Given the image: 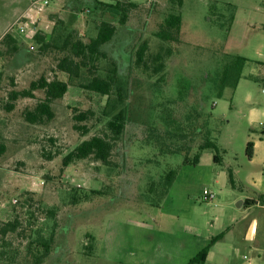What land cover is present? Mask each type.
<instances>
[{"label":"rangeland","instance_id":"obj_1","mask_svg":"<svg viewBox=\"0 0 264 264\" xmlns=\"http://www.w3.org/2000/svg\"><path fill=\"white\" fill-rule=\"evenodd\" d=\"M13 1L17 0H0V12L2 3ZM132 1L142 8L134 10L127 26H119L113 41L103 47L117 62L120 78L130 92V121L124 141L114 155L123 171L115 179L107 167L90 160L76 162L63 175L60 173L63 157L83 139L99 134L106 125V119L99 123L94 120L89 123L90 126L96 123L91 134L81 137L73 129L70 107L92 109L99 116L107 97L71 86L66 96L54 105L56 119L45 126L30 125L21 116L22 110L35 100L19 101L12 112L5 109L11 90L25 89L45 73L52 77L50 71L57 53L42 52L31 40L32 34L22 36L10 31L15 22L13 16L0 21V42L11 32L24 48L12 56L0 57V140L7 146V152L0 157V227L13 220L15 210L25 220L30 218L22 203L23 194L32 192L44 205L60 208L56 245L44 264H135L138 222L155 228L147 251L152 259L159 255L160 235L167 229L198 235L196 240L201 242V238L230 227L225 239L214 248L210 264H264V253L259 257L250 251L248 244L237 240L246 222L254 217L264 220L260 210L239 206L241 199L249 195L250 177L264 172V138L260 126L264 123V0H182L181 42L173 44L174 54L166 61L168 81L161 87L156 85L157 77H148L136 66L134 53L142 40H148L150 54L169 47L153 34L169 10L170 0ZM51 2V8L66 5L65 0ZM230 4L235 7V19L227 31L217 20L228 19ZM149 8L151 13L147 11ZM66 11L64 16L55 18L47 13L39 30L51 39L55 35L52 25L48 26L52 17L54 27L58 23L57 32L64 26L66 33L77 32L87 42L96 35V26L102 18L117 24L120 17L113 10H107L103 17L94 9L71 7ZM227 56H241L248 61L237 88L227 87L218 97L214 80ZM148 72L151 74V70ZM59 77L66 80L63 74ZM186 81L191 87L188 101L174 109L181 116L190 106L200 103L203 111L211 114L212 139L225 150L221 152L222 164L214 163V153L210 150L203 153L198 168L185 163L180 154L156 159L157 150L142 143L146 126L160 119L158 115L163 113L166 101L177 99ZM250 141L256 144L253 162L247 154ZM56 152L60 154L47 159ZM173 169L177 171L175 190L186 191L187 196L175 200L171 209L161 197L164 180L160 175ZM229 169L233 171L234 182ZM153 185L158 190L154 194L149 189ZM72 186L105 189L108 194L71 207L68 193ZM204 191L213 192L217 197L215 202H205ZM35 224L47 233L53 222L39 216ZM5 240L8 243L2 247L0 236V255L6 252L4 259L0 257V264H31L26 258L25 242L13 234ZM244 254L249 256L248 260Z\"/></svg>","mask_w":264,"mask_h":264},{"label":"trees","instance_id":"obj_2","mask_svg":"<svg viewBox=\"0 0 264 264\" xmlns=\"http://www.w3.org/2000/svg\"><path fill=\"white\" fill-rule=\"evenodd\" d=\"M171 6L165 17L157 24L154 36L169 47L155 54H150L148 40H142L139 44L134 57L136 56V66L144 70L148 77H157L156 85L161 87L168 81L166 61L174 54L173 44L181 42L183 18L179 13L182 6V0H170ZM155 2L151 3L153 7ZM142 8L139 3L132 0H114L112 3L97 2L93 7L94 11H100L101 17L107 10L117 11L120 14L118 23L104 20L103 18L97 24V33L89 41L80 38L77 32H68L63 26L58 31V23L53 28L51 39L44 33L38 32L33 35L31 40L39 45L42 52L54 54V66L50 73L42 74L39 78L31 81L30 85L22 90H11L8 94V101L5 109L12 112L16 109L17 103L21 100H35L32 105L26 106L22 110V118L30 125L45 126L56 119L54 105L57 101L62 100L69 91L71 86L96 93L102 97H107V102L101 110L99 116L92 109L80 110L77 107H70L72 112V122L74 131L81 137H87L91 134L92 128L102 119H106V125L99 134H94L89 138L83 139L73 150L67 153L62 160L60 173L63 175L66 168L79 161H94L102 164L109 169L110 173L117 178L122 174V164L114 160V155L118 150L120 143L124 141L127 125L130 121L129 99L130 92L122 79L120 78L117 62L103 50V47L112 42L115 38L119 26H127L130 21L131 13L134 10ZM93 9H89L92 11ZM230 15L226 21L217 20L221 26L229 31L234 22L235 7L229 5ZM147 11L151 13L149 8ZM60 25V24H59ZM63 32V33H61ZM59 39V40H58ZM61 41V42H60ZM60 42V43H59ZM23 45L8 32L0 42V57L6 55L12 56L22 51ZM227 61L221 71L217 72L215 89L218 97L223 95L227 87L236 89L240 80L243 78V70L247 59L241 56H227ZM104 63V64H103ZM151 70V74H149ZM59 74L66 76V80L59 77ZM184 82V81H183ZM160 90V89H159ZM191 90L190 84H182L179 90V97L175 100L166 101L163 113L158 117V121L148 124L144 131L142 143L154 147L158 156L176 155L183 156L185 163L198 165L205 151L210 150L214 153V163L222 164L223 157L221 152H225L212 139L209 128L210 113H205L200 107L190 106V108L181 116L177 115L176 107L179 103L188 101V93ZM41 93L42 96H38ZM202 101V99H201ZM96 120V123L90 126V122ZM262 138H264V129H262ZM254 142L247 144V154L249 158L254 156ZM7 152L6 144L0 140V157ZM60 153L51 154L47 157L52 160ZM149 161L154 162V159ZM124 167V165H123ZM175 169L160 175L164 180L161 197L164 199L168 195L176 178ZM230 179L233 176L230 172ZM114 183V180L111 181ZM112 185L106 189H110ZM156 185L149 187L150 190L158 191ZM107 190H84L78 186L69 188L68 204L71 207L89 203L96 198L106 196ZM22 209L26 208L30 218L25 220L20 213L15 210L16 215L13 220L3 224L0 227V236L2 247L8 242L5 240L7 235H17L21 242H25L26 258L31 264H44L54 251L59 227L58 216L59 206L48 207L42 201L35 199V194L25 192ZM264 202V195L261 196ZM39 216L53 222L52 226L46 229L36 227L35 224ZM28 222L26 224L25 222ZM222 232L214 236L210 243L202 249L187 264H206L209 253L214 245L224 238ZM6 252H1L0 257L4 259Z\"/></svg>","mask_w":264,"mask_h":264},{"label":"crops","instance_id":"obj_3","mask_svg":"<svg viewBox=\"0 0 264 264\" xmlns=\"http://www.w3.org/2000/svg\"><path fill=\"white\" fill-rule=\"evenodd\" d=\"M51 1L49 6L41 14L42 20H44V16L47 13L52 15L53 18L60 17L62 15L64 16L67 13L66 8L77 7L83 8V10H89L90 7H94L97 2H113L104 0H65V8L63 6L60 8H51ZM33 2L34 0H17L15 2L13 1V3L10 4L2 3L1 6H3V9L1 8L0 21H7L11 19L12 16L13 20L16 21L23 14L35 15V11L32 7ZM59 2H61V0H59ZM52 17L50 19L51 21H49L50 23H48V26L50 27L52 25L53 29L55 22H53L54 19H52ZM255 149L256 144L254 147V156ZM254 156L250 158L252 162L255 160ZM201 165L202 161L200 160V163L198 165H194V167L198 168ZM211 170H213V168H211ZM229 172H231L233 176L232 182H234L233 171L229 169ZM183 183L187 184L186 181H183ZM176 184L177 178H175V181L165 198V205L169 206L171 209H173L172 203L175 200L180 199L182 195L187 196V194H185L186 191L183 192L182 190H175ZM248 185L250 187L249 195L244 199H241L239 206H242L243 208H247L249 210H260L264 217V202L261 198V196L264 195V172L255 176H251L250 180L248 181ZM215 200L213 202H215ZM173 214L174 212L171 213V215ZM229 229L230 227H228L225 231H222L225 233L224 238L221 241L217 242L211 249L206 264L208 262L210 264L211 255L214 248L225 239ZM154 230L155 228L149 223L138 222L135 224V264H187L193 257H195L210 243L211 239L214 236L222 233L220 232L216 235H209L207 237H204L205 239L201 238V242H197L196 238L198 237V235L192 236L188 235L187 232L182 233L181 230L179 232H173L172 230L170 231L167 229L166 232L162 234L159 233L161 234L159 241V243H161V246L159 247V255L152 259L150 255L147 254V251L151 247L149 241L152 240L151 235H153ZM237 240L239 241V243L248 244L250 251L260 257L264 253V220L261 222L254 217L251 221L246 222L244 226V232L237 236ZM244 256H247L249 259V256L247 254H244ZM249 264L253 263L249 262Z\"/></svg>","mask_w":264,"mask_h":264},{"label":"built area","instance_id":"obj_4","mask_svg":"<svg viewBox=\"0 0 264 264\" xmlns=\"http://www.w3.org/2000/svg\"><path fill=\"white\" fill-rule=\"evenodd\" d=\"M51 0H34L32 7L35 11V15H21L18 20L14 22L11 26L10 31H16L19 35H35L39 30V24L42 21L41 14L49 6ZM33 49V47H31ZM264 93V86H263ZM261 126L264 129V123H261ZM202 199L205 202H213L216 199V195L213 192L204 191L202 194ZM245 259H248L247 256H244Z\"/></svg>","mask_w":264,"mask_h":264}]
</instances>
